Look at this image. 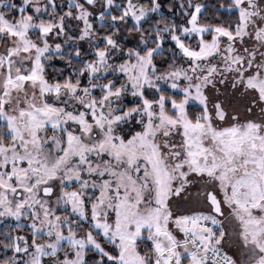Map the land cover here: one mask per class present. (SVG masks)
<instances>
[{
    "label": "snow or ice",
    "instance_id": "6c2138e0",
    "mask_svg": "<svg viewBox=\"0 0 264 264\" xmlns=\"http://www.w3.org/2000/svg\"><path fill=\"white\" fill-rule=\"evenodd\" d=\"M0 264H264V0H0Z\"/></svg>",
    "mask_w": 264,
    "mask_h": 264
}]
</instances>
